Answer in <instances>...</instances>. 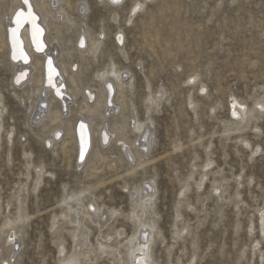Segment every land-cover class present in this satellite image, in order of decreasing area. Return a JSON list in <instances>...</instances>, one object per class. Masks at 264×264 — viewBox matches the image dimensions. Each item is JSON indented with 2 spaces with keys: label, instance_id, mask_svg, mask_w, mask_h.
Listing matches in <instances>:
<instances>
[{
  "label": "rangeland",
  "instance_id": "obj_1",
  "mask_svg": "<svg viewBox=\"0 0 264 264\" xmlns=\"http://www.w3.org/2000/svg\"><path fill=\"white\" fill-rule=\"evenodd\" d=\"M36 1L42 9L45 0ZM19 2L0 0L5 41L0 43V264H61V246L66 253L74 248L72 226L61 218L54 228L52 220L69 213L63 204L67 195H77L82 202L89 197L113 215L101 230L91 222L82 230L90 229L88 242L93 246L83 249L94 252L93 260L99 254V238L125 243L136 233V225L124 218L132 215V195L150 181L156 189L154 213L147 215L156 224L151 243L155 264H264V0L55 4L65 20L58 21L59 33L55 15L48 18V35L61 42L55 62L68 67L64 82L75 92L76 102L67 115L70 127L61 125L55 149L46 141L52 137L49 128L56 126L51 120L36 125L32 120L38 101L34 82L22 88L13 85L16 68L6 24ZM136 3L144 7L130 20ZM84 30L86 42H102L96 54L78 49ZM112 63L131 84L123 94L118 90L111 111L103 106L84 114L86 98L93 106L89 92L101 89L98 75ZM71 77L77 82H70ZM96 96L104 102L103 92ZM151 98L159 104H152ZM234 98L252 110L243 124L230 117ZM83 116L95 140L86 166L78 163L73 132ZM138 120L152 124L149 138L142 140L146 147L138 148L148 154L141 161L127 158L119 141L139 140L132 129ZM43 123L49 128L41 127ZM103 124L116 132L106 146L99 145L98 133L92 132ZM63 137L71 142L67 148ZM20 202L23 225L3 227L7 219L16 218ZM15 232L20 236L18 251L9 242ZM122 263L129 264L125 254ZM66 264H80L77 255ZM92 264L111 261L102 256Z\"/></svg>",
  "mask_w": 264,
  "mask_h": 264
},
{
  "label": "bare ground",
  "instance_id": "obj_2",
  "mask_svg": "<svg viewBox=\"0 0 264 264\" xmlns=\"http://www.w3.org/2000/svg\"><path fill=\"white\" fill-rule=\"evenodd\" d=\"M104 1H107L109 4L116 6L119 5L120 2H122L123 0H116V2H113V0ZM59 2L70 3V0H45L42 2V9L40 8L36 0H20L18 4L19 6L16 9H13L10 14H8V23L6 24V41L7 44H9L8 46H11L12 63L16 68L13 85L16 88H22V86L34 82L33 88H35L38 101L36 107H34L32 112V120L34 121V125L40 124L46 120H51L52 124L56 126L55 128L51 129L47 126V123H43L41 126L43 128H49L52 137H50V140L45 141L46 145L53 146V149L58 146V141L62 136L61 133L63 130H61V125L69 124L70 127L72 118H67V115L72 114L74 112V108L71 106L74 103L75 99H73V97L75 96V92L72 94V89L70 87L67 88L64 82V75L66 76L68 75L67 73H69L68 67L64 63H61V65L59 64L58 66V64H56L55 62L56 58L54 57V53L55 51L61 49V42L58 39H53V41H51L50 36L48 35L51 32L52 26L48 18L50 19L53 15H55L54 20H57V22L55 21L54 23L55 29L57 30V32L61 33V28L58 24V21H60V19L61 21H64L65 18L63 17L62 9L55 7V4ZM143 7V4L136 3L129 12L130 20H132L137 15L139 10L143 9ZM84 9L85 8H83L82 10ZM43 10H45V12ZM19 12H23L25 16H27L28 13L31 12L32 16L35 17L34 24L32 22H25L22 23L20 26H17L16 14ZM34 28L40 29V33L37 40H34L33 38ZM82 35H84V38H82ZM2 36L3 34L0 29V43L5 45V41ZM85 37H87V32L84 30L83 34H80L77 40L78 49L81 50L86 47L88 50L87 52L92 51L94 54H96L98 48H100V46L102 45V42L100 40L95 39H90V42H86ZM120 40H123L122 35L119 36V41ZM37 42H39V44L41 45L39 50L37 49ZM39 65H41V76L38 75ZM124 75V73L122 74L119 70H117V67L113 63L110 65V67H108L106 72H104L101 76L98 75V78L102 83L101 89L98 91L94 90L93 92L92 90L89 92V96L94 97V101L92 102L93 106H91L89 99L86 98V107L82 108V112L84 114H87L94 111V108H102L103 106L106 111H111V105L114 101L112 99H116V94L118 93V90L123 94V90L125 89L124 87L128 86V84H131L130 80L129 82L125 81L126 77H124ZM70 82L75 83L77 81L76 79L71 77ZM27 90L28 89H25L24 92ZM100 92H103L105 94V100L101 103L98 101L100 98L96 96V94ZM150 100L152 104H159V100L156 98H151ZM2 102L3 101L0 96V108L2 106ZM232 103L234 109L233 115H231L230 113L231 119H234L233 117H237L236 119H240L243 124L244 118L248 114H251L252 110L249 109V111L245 105L240 104L241 102L238 103L235 98L232 100ZM261 107H263V105H261ZM47 113H49V115ZM103 116H106V113L103 114ZM105 118L106 117H104L103 120H105ZM81 119L82 120H79L81 122H78L75 125L73 132L75 136L74 140L77 144L78 163L82 166H86V164L89 163L90 156L93 153L95 140H92L93 137L91 139V130H89L87 126L89 119L84 116ZM2 123L3 121L1 122V124ZM150 125H152L151 121L148 125L147 122H140L138 120L136 121L132 129H134L135 133L139 135V140H136L133 143H129L124 140H119L121 142L122 149H126L127 158H129L130 160L137 159L141 161L143 158L146 159V156L148 154L146 155L144 149L143 151H139L138 148L146 147V142L142 140H146L147 137L149 138L148 134L150 133ZM69 127L67 135L70 131ZM129 128L131 129V127ZM13 132V129L10 130L8 132V136H11ZM92 132L94 135L98 133L99 145L101 144L103 146L110 144V141H112V133H114V135L116 133L114 130H111V128H108L105 124L100 125V129L98 131L94 129ZM70 144V140H66L63 137V147L65 146V148H67ZM132 148H135V150H133ZM25 155L27 154L25 153ZM30 165L32 166V164ZM28 169H30V166H28ZM47 174V172L43 173V178H46ZM155 191L156 189L153 181L146 183L145 186L139 188V191L135 190V193L133 195H137V197L134 199V196L132 195V201L135 204L132 211V215H126L124 218H126L128 221H132L136 225V233L131 238L127 239L125 243L116 241V238L114 240H104L102 238H99L97 240L99 254L94 256V260L93 258H91L94 252L88 249H83L86 248L87 245H89L90 247L93 246L91 242H88L90 229L86 226L88 228L87 231L82 232V230L84 229L86 222L96 224L97 228L101 230L104 226H108L110 224L113 215L110 216L107 212H103L102 207L98 206L89 197L85 199V202H82L81 199H78L77 195H69L70 197L67 195L63 200V204L68 206L67 209L69 213L63 214L61 216H54L52 220V226L56 228L59 225L61 218H63L64 221H68V223L72 226L71 233L74 242V248L70 253H66L65 248L61 246L59 252L61 255L60 263L66 264L69 259L72 258V255L76 254L80 264H92V262H94L98 257L102 256L110 260L111 264H123L122 262L125 254V257H127V259L129 260V264H155L153 261V256L151 254V243L152 236L156 231V224L155 221H152V219H149L147 216L154 213V203L156 197ZM84 194L85 192L82 193L81 197ZM74 200H76L77 203H74ZM18 207L19 208L16 218L14 220L7 219L3 224V227H9L14 230V228L17 229L18 227L17 222H20L23 225L24 216L21 208V202L20 206ZM116 213L117 212L114 210L113 214ZM73 214L77 217H80L81 219L76 220V216L73 217ZM83 223L84 225H82ZM118 235L120 236L121 234L118 233ZM19 238V233L16 232L13 234V236L9 237V242L11 243L9 244L12 245V249L14 251L17 250L19 246ZM122 247L126 248L125 252L121 250ZM5 264H11V261L8 260V262H5Z\"/></svg>",
  "mask_w": 264,
  "mask_h": 264
},
{
  "label": "snow or ice",
  "instance_id": "obj_3",
  "mask_svg": "<svg viewBox=\"0 0 264 264\" xmlns=\"http://www.w3.org/2000/svg\"><path fill=\"white\" fill-rule=\"evenodd\" d=\"M113 2H116V0H113ZM34 21H35V17L32 16L31 12H29L27 16H25V14L23 12H19L16 14L17 26H20L22 23H25V22H32L34 24ZM39 33H40V29L34 28V31H33L34 40H37ZM40 47H41V45L39 44V42H37V49L39 50Z\"/></svg>",
  "mask_w": 264,
  "mask_h": 264
}]
</instances>
